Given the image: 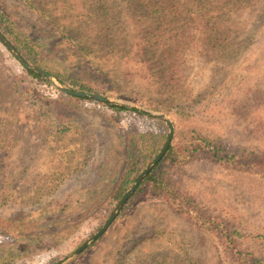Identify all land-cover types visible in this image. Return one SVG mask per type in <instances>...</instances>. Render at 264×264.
<instances>
[{"label":"rangeland","instance_id":"1","mask_svg":"<svg viewBox=\"0 0 264 264\" xmlns=\"http://www.w3.org/2000/svg\"><path fill=\"white\" fill-rule=\"evenodd\" d=\"M153 1L176 16L154 19L150 0H0L38 46L30 66L108 99L72 97L0 42V264H241L234 247L264 264V0ZM168 122L199 151L168 165V194L138 185L90 240Z\"/></svg>","mask_w":264,"mask_h":264},{"label":"trees","instance_id":"2","mask_svg":"<svg viewBox=\"0 0 264 264\" xmlns=\"http://www.w3.org/2000/svg\"><path fill=\"white\" fill-rule=\"evenodd\" d=\"M149 4L152 5L150 7V9H151L150 13L156 16V17L154 16V19H156V20L165 19L164 16H167V15L176 16V14H177L176 11H173L169 7L167 8V6H165L163 3L158 4V3H154L153 0H150ZM146 6H147V4H146ZM0 31L9 40V42L15 47L17 52H19L21 57L26 62L31 63V64L41 68L40 63L36 60V56H35L38 53V51H37L38 46H37L36 42H32V40L29 36H26L24 34L22 36L21 31L16 29L15 25L11 24V22L7 18H4V12L1 11V8H0ZM150 35L152 36V34H150ZM161 36H163V33L161 34ZM165 41L167 42L168 40L159 41V42H157L158 43L157 45L163 46V45H165V43H164ZM152 49L157 51L159 48L157 46H154V48H152ZM144 56H146V55H144ZM45 69L53 77H55L59 83H61L64 86H67L73 90H81V91L90 90L89 85L85 84L81 80H77L76 75H71L70 77H68V76L65 77L63 75H60L58 72H52L51 70H49L46 67H45ZM28 73L35 76V77H39L40 79L48 82V80H46L43 76H41L38 73H35L33 71H29V70H28ZM72 97H74V95ZM78 98L83 99V97H78ZM106 104L108 106H110L112 109H115L118 111L130 109L127 106L116 104V103L107 102ZM131 110L135 111L137 113L139 112L135 108H131ZM139 113H141V112H139ZM189 146L191 147L190 153L186 154V151L189 148ZM158 151H159V149H158ZM198 151L199 150L197 149V147L191 146L190 143L188 145H177L175 142L171 141L166 152H165V154L163 155V157L155 164V166L152 168V170H150V172L143 178V180L139 184V187L141 185L147 184L151 188L158 191L159 193H164L166 191L168 194V192L170 190V188H168L170 186L169 179L166 176V168L168 167V165L184 164L187 161H189L190 159L194 158ZM153 157L154 156H152V158ZM230 242H233V241H230ZM233 249H236L235 251L238 254H240L239 259L241 261L237 260V263L245 264V262L242 261V259L245 257V255H243V253L238 251L237 248H235V247L231 248L230 255L236 254L235 252H233L234 251ZM250 261H251V259H250ZM246 264H248V262H246Z\"/></svg>","mask_w":264,"mask_h":264},{"label":"water","instance_id":"3","mask_svg":"<svg viewBox=\"0 0 264 264\" xmlns=\"http://www.w3.org/2000/svg\"><path fill=\"white\" fill-rule=\"evenodd\" d=\"M0 42L13 54V56L19 61V63L25 67L27 70H31V71H35L43 76H45L46 78H48L49 80L52 81L51 75L44 71L41 70L39 68L36 67H32L30 66L15 50V48L12 46V44L5 38V36L0 32ZM59 89L67 94H71V95H75V96H82V97H91L93 99L105 102L108 101L107 98L98 95V94H92V93H87V92H82V91H76V90H71V89H67V88H63V87H59ZM168 126H169V133H168V137L167 140L162 148V150L160 151V153L154 158V160L151 162V164L145 168V170H143V172L141 174H139V176L136 178L134 184L132 185V187L126 191V193L123 195V197L121 198V200L119 201L116 210L112 213V215L110 216V218L107 220V222L105 223V225L103 226V228H101L97 233H95L90 240H94L96 239L98 236H100L103 231L106 229V227L109 225V223L112 221V219L114 218V216L116 215L117 211L119 210V208L122 206V204L125 202V200L129 197V195L137 188V186L139 185L140 181L142 180V178L147 175L150 170L153 168V166L163 157L165 151L167 150L170 141H171V137L173 134V127L171 125L170 122H168ZM87 242L83 243L76 251L75 253L81 251L82 249H84L87 246Z\"/></svg>","mask_w":264,"mask_h":264}]
</instances>
